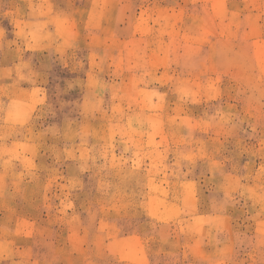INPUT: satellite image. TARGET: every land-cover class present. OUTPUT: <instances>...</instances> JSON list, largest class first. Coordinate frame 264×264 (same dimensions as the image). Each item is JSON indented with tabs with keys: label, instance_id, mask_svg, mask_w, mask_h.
<instances>
[{
	"label": "rangeland",
	"instance_id": "374dc122",
	"mask_svg": "<svg viewBox=\"0 0 264 264\" xmlns=\"http://www.w3.org/2000/svg\"><path fill=\"white\" fill-rule=\"evenodd\" d=\"M0 264H264V0H0Z\"/></svg>",
	"mask_w": 264,
	"mask_h": 264
}]
</instances>
